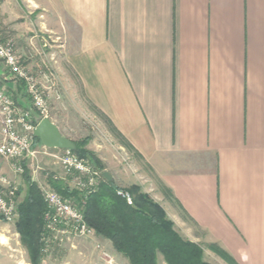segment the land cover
<instances>
[{
    "label": "crops",
    "instance_id": "crops-1",
    "mask_svg": "<svg viewBox=\"0 0 264 264\" xmlns=\"http://www.w3.org/2000/svg\"><path fill=\"white\" fill-rule=\"evenodd\" d=\"M0 29L33 72L53 66L62 100L48 119L62 136L52 112L79 92L148 169L153 182L143 192L183 239L215 245L236 264H264V0H0ZM6 75L0 63V87L26 107L25 88ZM38 144L40 169L33 174L28 158L26 177L53 188L40 170L62 175L53 157L61 150ZM4 165L23 187L20 204L25 176ZM79 245L40 264L61 255L63 264H130L111 242V262L96 245ZM1 247L0 260L14 264Z\"/></svg>",
    "mask_w": 264,
    "mask_h": 264
},
{
    "label": "built area",
    "instance_id": "built-area-1",
    "mask_svg": "<svg viewBox=\"0 0 264 264\" xmlns=\"http://www.w3.org/2000/svg\"><path fill=\"white\" fill-rule=\"evenodd\" d=\"M48 49L49 61L55 63L52 48ZM0 63L7 71V79L14 83H23L30 107H20L13 97L0 87V157L10 164L13 173L19 177L25 174L27 159L36 160L40 153L34 150V130L37 123L48 118L52 101L61 102L62 94L58 87L54 68L44 65L33 72L17 55L12 40H4L0 29ZM37 114V118L32 115ZM46 154V152H43ZM61 168L62 175L50 176L52 182H63L69 190L82 195L84 204L88 195L99 190L102 173L84 158L78 157L73 150H61L53 156ZM37 165L33 174L39 170ZM70 178V182H67ZM64 185V186H65ZM45 203L42 215V228L39 234V252L46 257L56 249L72 245V240L93 236L94 229L84 219L83 210L73 196L63 197L53 188L38 187ZM117 195L132 205L128 192L117 190ZM19 185L4 175H0V221L12 223L18 218ZM101 258L111 262V256L96 244Z\"/></svg>",
    "mask_w": 264,
    "mask_h": 264
},
{
    "label": "trees",
    "instance_id": "trees-1",
    "mask_svg": "<svg viewBox=\"0 0 264 264\" xmlns=\"http://www.w3.org/2000/svg\"><path fill=\"white\" fill-rule=\"evenodd\" d=\"M18 87L24 89L23 83ZM123 148L132 150L131 145L112 127ZM39 140L34 138V146ZM88 139L74 141L73 152L80 158L89 160L97 170L104 172V167L85 146ZM27 192L18 206L19 217L16 231L20 243L29 255L30 264H40L39 234L42 228V215L45 203L39 189L25 171ZM53 189L63 197L80 194L61 183L52 182ZM119 188L114 181H107L103 176L99 190L87 196L83 205L84 219L97 236L111 242L114 250L127 258L130 264H157L160 254L166 264H210L203 258V249L183 239L175 230L174 224L165 214L163 208L147 194L140 192L139 187L131 186L127 192L132 198V205L117 195ZM208 249L221 258L226 264H236L222 249L209 245Z\"/></svg>",
    "mask_w": 264,
    "mask_h": 264
},
{
    "label": "rangeland",
    "instance_id": "rangeland-1",
    "mask_svg": "<svg viewBox=\"0 0 264 264\" xmlns=\"http://www.w3.org/2000/svg\"><path fill=\"white\" fill-rule=\"evenodd\" d=\"M60 88L62 90H65L63 85H60ZM77 94V97H74L72 99V102L69 103V106L64 103L62 109L53 110L52 112L59 117L58 119L61 121L60 125L63 128V132L66 133L69 136L68 138H70L72 141L88 139V143L85 146V149H87L92 155H94V157L100 162V164L104 167V172H109L116 178V186L119 189L127 192V189H129L131 186H137L142 193H144L143 191H145L143 189L149 190L153 181H151L152 175L149 173L148 169L140 161L134 151L123 148L120 145L119 139L112 131V128L107 120L94 108L90 106L88 107L87 104H83L82 101L80 102V93L78 92ZM22 97V99L25 98L26 107H30L26 95L23 94ZM32 115L37 118V115L33 111ZM37 147H40V145L38 144ZM4 162L7 161L0 157V175H5L4 173L6 172ZM32 163H34L33 168L35 169V167L37 166L36 160H34V162ZM40 171L43 173V175L47 173L49 174V176L52 175L45 167ZM70 180V178H67V182H70ZM21 190H23V187L19 186L20 194ZM81 197L82 195L80 194V196H78L76 199L78 200L80 208L83 210L84 204L80 203ZM168 219L172 221L170 218ZM15 225L16 222L5 223L0 221V238H4L6 244V249L4 252H6V254L12 255L14 261L17 262H15L14 264H30L28 252L20 243V236L16 231ZM107 241L108 240L97 236L95 233L91 237L74 239L72 240V243L80 244V247L87 246L88 244H99L103 248V250L107 254H109L108 248L106 246ZM0 248H3L1 247V243ZM203 248V258L205 261L212 264H225L224 262L218 260L215 256L211 255L212 253L211 251H209V249H207V246H204ZM157 257H159L157 258V264H166L160 254H158ZM63 258L64 255L53 258L56 260L54 264H63ZM0 264L6 263L3 260H0Z\"/></svg>",
    "mask_w": 264,
    "mask_h": 264
},
{
    "label": "water",
    "instance_id": "water-1",
    "mask_svg": "<svg viewBox=\"0 0 264 264\" xmlns=\"http://www.w3.org/2000/svg\"><path fill=\"white\" fill-rule=\"evenodd\" d=\"M34 138L38 139L40 144L47 149L75 150L74 141L62 136L59 129L48 118L41 119L37 123ZM102 176L107 181H112L108 172H103Z\"/></svg>",
    "mask_w": 264,
    "mask_h": 264
},
{
    "label": "bare ground",
    "instance_id": "bare-ground-1",
    "mask_svg": "<svg viewBox=\"0 0 264 264\" xmlns=\"http://www.w3.org/2000/svg\"><path fill=\"white\" fill-rule=\"evenodd\" d=\"M0 243H1V244H5V239L1 237V238H0Z\"/></svg>",
    "mask_w": 264,
    "mask_h": 264
}]
</instances>
